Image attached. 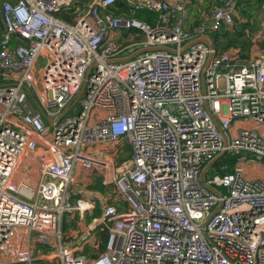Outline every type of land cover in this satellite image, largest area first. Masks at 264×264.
Returning a JSON list of instances; mask_svg holds the SVG:
<instances>
[{
	"label": "built area",
	"instance_id": "1",
	"mask_svg": "<svg viewBox=\"0 0 264 264\" xmlns=\"http://www.w3.org/2000/svg\"><path fill=\"white\" fill-rule=\"evenodd\" d=\"M74 1L1 6L0 264H35L31 242L57 264H264V178H248L238 163L202 182L204 167L225 154L264 163L257 129L232 138L219 129L264 127V50L241 59L238 49L194 42L233 25L237 0L192 28L184 0H127L154 12L155 26L114 16L115 0H93L73 23L59 19ZM122 30L145 38L122 46ZM153 47L173 52H141ZM120 141L131 158L91 229L107 233L104 249L86 253L88 236L67 245L59 228L65 214L94 209L81 195L73 201L75 169L107 168L89 151ZM34 155L36 188L15 180Z\"/></svg>",
	"mask_w": 264,
	"mask_h": 264
},
{
	"label": "crops",
	"instance_id": "2",
	"mask_svg": "<svg viewBox=\"0 0 264 264\" xmlns=\"http://www.w3.org/2000/svg\"><path fill=\"white\" fill-rule=\"evenodd\" d=\"M92 3H93V0H75L74 3L72 5H70L71 7H65L64 9H62V11H59L57 13V17L59 19L65 21V22H67L65 19L62 18V16H67L70 13L73 15L74 14L76 15V13H77V15H78V13H82V12L86 11L92 5ZM263 18H264V16H263ZM67 23H73V22H67ZM187 26H190V24ZM0 33H1V30H0ZM132 34L128 31H125V35L129 36V38H127L128 44H126V45H123L124 43H122V42H124V38H123V36H121L120 32L117 33L116 39L118 40V42L122 46L129 47L130 43L132 42V40L130 41V38L132 39ZM258 38L261 39L264 37L257 36V39ZM259 49L260 48L257 46V50H259ZM259 52H257V53L255 52L256 56L259 54ZM129 53H130L129 51L124 53L122 58L129 60L135 55V54L130 55ZM251 58H253V57H251ZM242 127H249V128L257 129L262 135H264V127H257L252 121H233L230 129L223 130L220 128V126H219V129L224 134L225 138H232L238 134L239 130ZM103 146L105 148H107L109 145L104 144ZM225 155H227V154H225ZM225 155L219 156L215 161L208 163L204 167V169L202 171V175L205 174L204 177L206 178L207 176H214V175L222 174V172L226 168L224 166L219 167L218 163ZM36 158H37L36 155H34L33 157L28 158L24 162L21 163V166L19 168L21 173L18 171V174L15 177V180L17 182H24V183L30 182L28 184L31 185V187H33V188L37 187L39 175H38V164L36 162H34ZM238 163L243 168L245 175L248 178H253V179L254 178H264V163L254 162L250 158H247V160L242 159L240 161L237 158V163H235L234 167ZM23 164H25V167H23ZM24 175H26V176L24 177ZM74 175H75L76 181L78 179L81 180V182L84 183V186L86 184H91L93 182L92 178L86 177L87 173L80 166H76ZM102 183L103 184L107 183V181H104V182L97 181V182H95V185H96L95 187L97 189H102V191H103L104 186H102ZM75 187H76V185H75ZM70 189H71V187H70ZM74 191L76 194L75 197H81L82 196V198H84L85 200L90 201V203L92 205H94V209H92V211L85 212V213H80V212L69 213L71 216H67V219H69V221L64 222V228H63L64 232L62 231V225H63L62 223L63 222L60 223L59 228H60V231L64 235L65 243L67 245H70V243L68 241H66L67 238H69V237L76 238L77 235L82 233L81 239H83L84 236L85 237L88 236L87 243L90 242L89 245H87V243L85 244L86 253H91L92 251H95V250H98L100 252L104 249V242H103L102 238L106 232L101 231L99 229L92 231L91 229L94 226H96L94 221L96 219L101 218L102 212H103L102 207H106L108 199H106V197H104L103 194H96L95 196H93V195L88 194L87 192L85 193L84 188L83 189L75 188ZM79 195H81V196H79ZM98 196H100V197H98ZM73 199H74V197H73ZM74 201H75V199H74ZM69 214H66V215H69ZM77 215L79 217V221L76 222L77 226L72 225L73 224L72 219L75 218ZM20 233H23V231ZM69 234H72V235H69ZM34 235L35 234L33 233L32 236H34ZM101 242L103 244L102 246H100ZM26 244H27L26 246H29L28 245V244H30L29 238H27ZM31 244H32L31 248L33 249L35 259H37L35 264H37V263L46 264V262H48V261L43 259L44 256H40L41 250H38L39 248L42 249L43 247L39 246L37 243H34V242H31ZM42 251L43 252L45 251V254H46L48 249L43 248ZM0 259H2V258L0 257Z\"/></svg>",
	"mask_w": 264,
	"mask_h": 264
},
{
	"label": "trees",
	"instance_id": "3",
	"mask_svg": "<svg viewBox=\"0 0 264 264\" xmlns=\"http://www.w3.org/2000/svg\"><path fill=\"white\" fill-rule=\"evenodd\" d=\"M16 1L17 0L9 2ZM162 1L170 2L171 0ZM184 2L187 13L185 26L187 28H192L204 23L212 15V12L222 7L227 0H184ZM2 4H0V28L3 27ZM208 9L209 11L206 12ZM235 9L236 15L234 17V24L229 27L223 26L219 31L211 33V40L213 45L222 52L238 49L241 59H250V55H247L246 52H251L252 48L255 46L264 50V38L256 42L253 41V36L260 29H258L260 19L264 15V0H237ZM109 12L119 18H135L145 21L152 26H155L158 21L157 15L150 9L144 8L135 11L127 0H115V4L111 7ZM76 17L77 13L76 15L70 13L67 16H62L67 22H74ZM189 24L190 26H187ZM235 163H237V158L227 154L219 161L218 166H224L226 169L222 174H227L234 171ZM106 239L107 234L105 233L102 238L103 242H105Z\"/></svg>",
	"mask_w": 264,
	"mask_h": 264
},
{
	"label": "rangeland",
	"instance_id": "4",
	"mask_svg": "<svg viewBox=\"0 0 264 264\" xmlns=\"http://www.w3.org/2000/svg\"><path fill=\"white\" fill-rule=\"evenodd\" d=\"M4 1H15V0H1L0 4H2ZM208 11H209V9L206 10V12H208ZM263 16L260 19V23L258 25V29L259 28L260 29L253 36V41L254 42L261 40L260 38L257 39V36H260V37L264 36V18H263ZM120 33H121V36H123V38H124V42H122V43H124L123 45L128 44L127 38H129V36L125 35V31L124 30L120 31ZM132 35L133 36H132V39L130 38V41L132 40L134 42H140V41L144 40V38H145L142 33H138L136 31L133 32ZM206 36L211 39L210 34H206ZM259 51H261V49L257 50V47L255 46L254 48H252L251 52H246V54L250 55L249 58H251V57H255L256 56L255 52L257 53ZM245 57H246V55H245ZM79 108H80V102L78 101L77 103H75V105L73 106V108H72L70 113L78 111ZM120 142H121V144H118L117 142L107 143L109 145L107 148H105L103 145H100L97 148L94 147V148L90 149L89 154L91 156H93L94 154H97V155L99 154V156H103V157H101V161H104V162L108 163V167L107 168H92V169H89V170H84L87 173L86 177L93 179V182L91 184H86L84 186V183L81 182V180H79V179L76 182L72 183V185H71V190H72L71 194L74 195L73 197H74L75 201L74 200L73 201L75 203H76L77 199L81 198V197H75V195H76L75 191H74L75 188H78V189H83L84 188V192L85 193L87 192L88 194L93 195V196H95L96 194H103L104 197H106L107 195H113V193H114L113 180H114V178L117 175V169L125 161H127L131 157V150H130L129 146L126 144L125 141H120ZM20 166H21V164H20ZM23 167H25V164H23ZM18 171L21 173V171L19 169H18ZM18 171H17V174H18ZM25 176L26 175H24V177ZM97 181H101V182L107 181V183H104V184L102 183V186H104L103 191H102V189H97L95 187L96 186L95 182H97ZM28 183H30V182H28ZM75 185H76V187H75ZM98 197H100V196H98ZM67 216H71V215L70 214L69 215L65 214L62 217L61 223L63 222L62 223L63 224L62 225V231L63 232H64V230H63L64 222L65 221L66 222L69 221V219H67ZM77 221H79L78 215L75 218L72 219V222H73L72 225H76L77 226V223H76ZM69 235H72V234H69ZM81 237H82V233L77 235L76 238L69 237V238H67L66 241H68L73 246H76V245L80 244ZM63 241L65 242L64 235H63ZM102 245L103 244L101 242L100 246H102ZM42 249L41 248L38 249V250H41L40 256H45V251L43 252ZM48 250H49V252H51V249L49 247H48ZM37 264H41V263H37ZM46 264H57V263H55V262H46Z\"/></svg>",
	"mask_w": 264,
	"mask_h": 264
},
{
	"label": "water",
	"instance_id": "5",
	"mask_svg": "<svg viewBox=\"0 0 264 264\" xmlns=\"http://www.w3.org/2000/svg\"><path fill=\"white\" fill-rule=\"evenodd\" d=\"M195 43H197V42H205V43H207L209 46H212V41H211V39L209 38V37H207V36H203V37H201V38H199V39H197L196 41H194ZM159 50H166V51H169V52H173V50H171L170 48H168V47H153V48H151V49H145V50H143V51H141V52H153V51H159ZM93 69H94V67L93 68H91L89 71H88V73H87V75H86V78H85V81H84V84H83V87H82V90H81V94H83L84 92H85V89H86V86H87V82H88V80H89V77H90V75L92 74V72H93ZM81 94L77 97V100H79V98L81 97ZM205 175V174H204ZM204 175H202V182L204 183ZM215 192H217V191H215Z\"/></svg>",
	"mask_w": 264,
	"mask_h": 264
}]
</instances>
